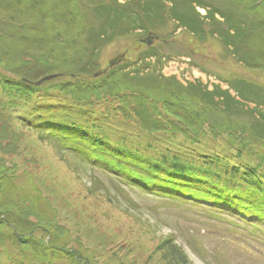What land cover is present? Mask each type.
<instances>
[{"label":"rangeland","instance_id":"rangeland-1","mask_svg":"<svg viewBox=\"0 0 264 264\" xmlns=\"http://www.w3.org/2000/svg\"><path fill=\"white\" fill-rule=\"evenodd\" d=\"M197 1L217 6L222 12L230 9L253 24L264 21V0ZM57 2L54 0L49 3L48 10H52L51 6L57 8V4L54 6ZM104 2L108 3L109 0ZM119 2L123 3L124 0ZM29 4L30 0H27L24 7L31 10ZM167 5L171 6V1ZM78 8V2L71 3L70 9H75L78 17L81 14L85 17V12ZM197 11L203 17L201 22L206 30L203 38L177 26L168 12L167 21L151 30L160 36V40H154L152 45L157 51V57L152 55L141 58L148 47L140 41L148 36L150 30H133L102 48L100 70L88 78L79 77L81 73L72 77L70 72L71 69H77L75 63L79 59L86 60L88 57L85 49H80V46L86 44L80 28L71 32L61 24L63 21L49 17L42 23L40 33V40L46 45L44 49L31 45L23 38L25 34H35L38 25L36 16L26 14L28 22L22 26L18 20L10 23L8 13L0 10V86L4 85L6 91L5 95L0 93V112L3 114L0 117V177L7 175V178H0V184L6 185L10 191L15 190L16 186L23 194L22 199L13 202L21 206L18 211L12 210L11 213L16 216L14 219L23 220L26 207L30 215L28 219L32 224H37L40 220L32 212L39 213L44 207L47 224L51 226L56 221L60 225L57 235L65 246L64 254L68 264H264V226H254L237 210L222 209L221 205L208 202L157 195L138 186L126 185L104 168L88 167L71 154L60 153L55 146L39 139L32 130L13 124L17 121L13 115L19 111L20 117H27L25 106L17 109L19 96L26 99L30 95L36 96L43 100V107H48L45 103L48 94L64 91V83L75 84L82 79L81 83L85 82L94 90L84 96L92 99L93 103H82L76 98L73 89L67 90L69 102L57 103L59 106L51 110H56L52 118L92 128L89 124L95 125L98 136L104 138L105 134H102L98 123L90 120L92 122L87 124L86 120L90 119V115L96 117L97 111L103 110L109 113V118L104 119L109 126L127 125L126 120L131 119L135 112V107L126 105L135 93L127 72L139 60L142 64L151 61V65L154 64L156 71L163 77L176 78L182 83L185 77L195 80L203 78L205 74L208 84L218 83L224 88L229 86L228 81L231 83L238 78L264 86V29L251 27L248 36H245L244 41L251 43L256 50L257 65L250 68L244 66L232 50L223 44L220 35L213 31L214 28L219 34L230 32L220 14L216 13L218 21L211 25L209 19H204L209 8L199 6ZM78 25L77 20L75 27ZM50 48L52 50H48ZM160 56L161 62L157 61ZM33 62L43 64L44 68H58L57 72L53 69L55 71L50 74L61 75L44 86L26 91L20 81L21 74ZM170 80L167 81L175 84ZM31 90L33 93L29 94ZM144 97L146 104L158 107L156 117L163 121L158 132L172 134L169 142L149 137L147 144L153 148L151 151L165 152L166 148L179 147V142L187 140V143L200 149L199 153L206 162H209L206 157L208 153L222 157L221 163L228 168H233V161H239L236 165H242L249 172L250 178L258 179L259 176L264 184V140L255 135L251 116H231L224 113L220 106L212 107L182 89L174 92L162 85H156ZM62 103H66L69 108ZM11 125L18 133L13 132ZM175 126L177 131L171 130ZM218 140L231 152L207 148L209 144L206 141L215 145L213 141ZM95 182L100 187L95 186ZM261 194H264V188ZM263 198L259 196V199ZM52 207L56 208L55 213ZM6 215L4 213L2 218ZM259 225L262 224L259 222ZM91 234L97 237L98 243L91 242ZM175 246L184 251L185 261L182 262L176 255ZM72 252L78 257V263L72 259ZM11 254H16L13 248ZM0 260L6 264H18L17 260H21L22 264H31L29 259L21 257L6 260L1 255Z\"/></svg>","mask_w":264,"mask_h":264},{"label":"trees","instance_id":"trees-1","mask_svg":"<svg viewBox=\"0 0 264 264\" xmlns=\"http://www.w3.org/2000/svg\"><path fill=\"white\" fill-rule=\"evenodd\" d=\"M53 1L30 0L28 6L32 9L28 10L24 7L27 0H0V10L8 13L10 23L18 20L17 22L22 26L27 25L26 14L36 16L38 25H36V29L33 28L35 34L30 36L25 34L23 38L29 41L31 45L40 46L44 49L46 45L40 40V36H42L40 33L42 32V23L47 21L49 17L63 21L61 24L67 26L71 32L80 28V32L83 33L86 40V44L80 46V49L84 51V48L88 57L86 60L79 59L75 63L77 69L70 70L72 77H76L79 73H81L79 77H93L100 70V51L106 44L133 30L142 29L151 32L152 29L166 22L169 14L170 18L177 22V26H183L187 31L203 38L206 35V30L203 21L201 22L203 17L197 11L198 6L209 8L205 15L207 17L204 19H209L211 25L218 21L216 13L220 14L230 32L219 34L214 28L213 31L220 35L219 38L223 44L232 50L237 59L245 64L244 66L251 68L257 65L256 50L251 43L245 42L244 39L245 36H248L249 28L260 27L264 29V21L253 24L247 21L244 16L234 14L229 11L230 9L222 12L217 6L212 7L209 2L207 4L197 0H124L121 3L119 0H109L107 3L104 2L105 0H65L64 2L56 0L59 2L55 3L54 6L57 4L58 7H50L53 12L48 10L50 6L48 4ZM168 1H171V6L167 5ZM73 2L79 3V8L85 12V17L81 14L82 11L78 17L77 11L70 9ZM196 2L199 5H194ZM45 9H47L48 14L45 13ZM86 18L87 20L83 25ZM77 20L79 25L75 27ZM21 37L20 35V39ZM152 55L156 56L157 51L150 46L141 58L145 59ZM161 60V56L160 59L157 58V61L161 62ZM139 62L140 60L136 61L134 67L130 68L132 70L127 72V78L132 83L131 88L135 92L132 95L133 99L128 97L131 102L126 103L127 106L135 107L133 117L126 120L127 125H122V127L109 126L104 122L105 118H109V113L103 112V110L97 111L96 117L90 115V119L87 118L86 120L87 124L92 122L90 120H95L102 128V134H105L104 138L98 136L99 133L94 128L95 125L89 124L93 128L75 125L73 121L57 118L56 115V118H52L53 112L56 110H51L59 106L57 103L69 102L67 90L73 89L76 98L82 103L83 101L93 103L92 99L84 97L93 93V88H90L85 82L81 83L82 79L80 78L75 84L64 83V91L48 94L45 102L48 107H43V104L41 105L43 100L41 101L36 96L30 95L29 99L19 96L17 109L25 106L27 109L24 112L27 117H20L21 111H19L15 116L13 115L14 120H17L13 124H18L28 131L32 130L39 139L48 145L55 146L60 153H69L83 164H87L88 167L99 166L104 168L115 179L120 182L122 180L121 183L138 186L157 195L175 196L183 198L185 201L192 200L199 203L210 202L221 205V208L226 210L235 209L241 214L255 216L263 225L264 198L259 199V196L264 197V194L260 195L264 184L259 176L258 179L250 178L249 172L242 165H236L239 161H233V168H228L226 164L221 163L222 157L208 153L209 156H205L209 162H206L199 153L200 149L187 143V140L179 142V147L166 148L165 152L151 151L153 148L147 144L149 137L154 136L155 139L169 142L172 134L158 132L163 125V121L156 117L158 107L146 104L144 96L150 94L156 85H162L174 92L182 89L185 93L199 98L212 107L220 106L224 113L231 116H237L236 114L251 116L252 129L255 135L264 140V86L253 81L234 79L231 83L228 81L230 87L236 92V95H233L229 89H223L220 85L214 86L213 90L207 89L200 82L185 85L176 78L163 77L158 73L159 71H156V66L151 65V61H146L145 64ZM53 69L55 67L44 68L41 63H30L29 66H26L25 72L21 74L20 81L24 84L22 87L27 91L32 87L44 86L49 81L42 85H37L34 82L58 68ZM146 72L149 74H145ZM58 75L60 76L61 73ZM168 79H171L170 81L175 82L176 85L168 82ZM0 90V93L6 94L4 85L0 86ZM32 93L33 90L29 94ZM63 94L64 96H62ZM249 103H254L255 107H250ZM65 104L63 105L67 106ZM2 115L0 112V117ZM13 118L11 117V119ZM102 123L105 125H101ZM12 128L14 127L12 126ZM175 129L177 131L176 126L171 128V130ZM13 132L18 133L16 128ZM108 134H112V138ZM118 138H123V140L117 141ZM208 141H206L209 144L208 149L214 147L221 152H231L219 140L213 141L215 145ZM21 176L25 177L23 174ZM0 178H7V175ZM95 186L100 187L97 182H95ZM20 198H23V194L18 191L16 186L15 190L10 191L6 185L0 184V248L3 247L0 250V256H4L6 260L27 258L31 264L67 263V257L64 254L66 252L65 246L61 244V238L57 235L60 225L56 221L51 226L50 223L47 224L44 207L39 210V213L32 212L33 216L40 220L37 224H32L28 219L30 215L26 211V207H24V219H14L16 216L11 213L12 210L18 211L21 206L14 205L13 202ZM23 203L26 204L24 201ZM52 210L53 213L56 212L55 207H52ZM4 213L7 215L2 218ZM252 224L254 226L257 224V227H260L258 223L252 222ZM39 234L41 235L39 236ZM91 242L93 241L91 240ZM12 248L16 252L14 256L11 254ZM175 253L182 262L185 261V253L178 246H175ZM73 254L72 252L71 255ZM72 259L78 263L77 256L73 255ZM17 263L22 264V261L17 260ZM0 264L6 263L0 260Z\"/></svg>","mask_w":264,"mask_h":264},{"label":"water","instance_id":"water-1","mask_svg":"<svg viewBox=\"0 0 264 264\" xmlns=\"http://www.w3.org/2000/svg\"><path fill=\"white\" fill-rule=\"evenodd\" d=\"M158 38H159V36L154 35V33L151 32L146 38L142 39L141 41L144 42L145 44L151 46L154 44V40L158 39ZM57 76L58 75H53V74L47 75V76L43 77L42 79L38 80L37 82H35V84L41 85V84H43V83H45V82H47L53 78H56Z\"/></svg>","mask_w":264,"mask_h":264},{"label":"bare ground","instance_id":"bare-ground-1","mask_svg":"<svg viewBox=\"0 0 264 264\" xmlns=\"http://www.w3.org/2000/svg\"><path fill=\"white\" fill-rule=\"evenodd\" d=\"M90 240L94 241L95 243H98V239H97V237L94 234H91Z\"/></svg>","mask_w":264,"mask_h":264},{"label":"flooded vegetation","instance_id":"flooded-vegetation-1","mask_svg":"<svg viewBox=\"0 0 264 264\" xmlns=\"http://www.w3.org/2000/svg\"><path fill=\"white\" fill-rule=\"evenodd\" d=\"M156 40H158V39H156Z\"/></svg>","mask_w":264,"mask_h":264}]
</instances>
